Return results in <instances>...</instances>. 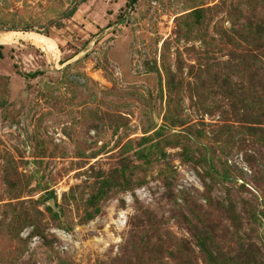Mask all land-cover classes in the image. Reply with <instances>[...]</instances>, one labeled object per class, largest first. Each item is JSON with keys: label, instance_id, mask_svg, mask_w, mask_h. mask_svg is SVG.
I'll return each mask as SVG.
<instances>
[{"label": "rangeland", "instance_id": "374dc122", "mask_svg": "<svg viewBox=\"0 0 264 264\" xmlns=\"http://www.w3.org/2000/svg\"><path fill=\"white\" fill-rule=\"evenodd\" d=\"M80 1L0 0V264L264 255V0Z\"/></svg>", "mask_w": 264, "mask_h": 264}, {"label": "trees", "instance_id": "16d2710c", "mask_svg": "<svg viewBox=\"0 0 264 264\" xmlns=\"http://www.w3.org/2000/svg\"><path fill=\"white\" fill-rule=\"evenodd\" d=\"M87 0H81L80 3H76V5L69 11H66L63 16L66 19H71L77 13L79 5L85 3ZM31 27H25L24 31L29 32ZM9 31H15V29H11ZM39 73L29 74V78H35ZM256 131V129H252ZM205 239H201L199 245L203 249L206 260L208 264H264V255L260 253V249H258L255 245L251 244L246 250H244L243 254L237 258H228L226 255L222 253H212L210 249H206Z\"/></svg>", "mask_w": 264, "mask_h": 264}, {"label": "bare ground", "instance_id": "6f19581e", "mask_svg": "<svg viewBox=\"0 0 264 264\" xmlns=\"http://www.w3.org/2000/svg\"><path fill=\"white\" fill-rule=\"evenodd\" d=\"M17 39H25L32 42L33 44L39 45L40 47L42 46L44 49L51 48V45H53L51 41H49L45 36L41 34H37L35 32L22 34L16 31L1 33L0 45H7L8 43L16 41Z\"/></svg>", "mask_w": 264, "mask_h": 264}, {"label": "water", "instance_id": "95a60500", "mask_svg": "<svg viewBox=\"0 0 264 264\" xmlns=\"http://www.w3.org/2000/svg\"><path fill=\"white\" fill-rule=\"evenodd\" d=\"M133 4L136 2V0H132Z\"/></svg>", "mask_w": 264, "mask_h": 264}]
</instances>
